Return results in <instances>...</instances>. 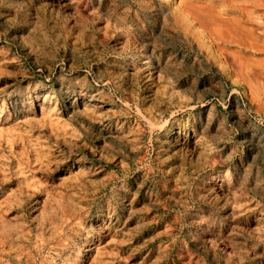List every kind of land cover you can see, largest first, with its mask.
<instances>
[{
  "label": "rangeland",
  "instance_id": "obj_1",
  "mask_svg": "<svg viewBox=\"0 0 264 264\" xmlns=\"http://www.w3.org/2000/svg\"><path fill=\"white\" fill-rule=\"evenodd\" d=\"M0 264H264V0H0Z\"/></svg>",
  "mask_w": 264,
  "mask_h": 264
},
{
  "label": "bare ground",
  "instance_id": "obj_2",
  "mask_svg": "<svg viewBox=\"0 0 264 264\" xmlns=\"http://www.w3.org/2000/svg\"><path fill=\"white\" fill-rule=\"evenodd\" d=\"M232 21V20H231ZM227 22V21H226ZM234 22V21H233ZM225 23V22H224ZM232 22H230V24H231ZM227 24V23H226ZM225 24V25H226ZM206 25H207V23H206ZM224 25V24H223ZM222 25V26H223ZM235 25V24H234ZM234 25H233V27H234ZM226 26H229V25H226ZM230 27V26H229ZM232 27V26H231ZM236 28V27H235ZM209 30V29H208ZM206 31V30H205ZM210 31V30H209ZM208 31V32H209ZM214 31V30H213ZM234 31V30H233ZM206 33H207V31H206ZM193 34V33H192ZM221 34H222V32H221ZM221 34H220V36H221ZM207 35H209V33H207ZM214 35V34H213ZM212 35V36H213ZM218 35V34H217ZM194 36H196V35H194ZM200 36H202L201 34H200ZM214 37H215V35H214ZM200 38V37H199ZM204 38V37H203ZM212 38V37H211ZM214 39V38H213ZM216 39H218L217 37H216ZM226 39V38H225ZM211 40V39H210ZM199 41V40H198ZM222 41V40H221ZM224 42V41H223ZM200 45V44H199ZM202 46V45H201ZM250 46V45H249ZM208 48V47H207ZM148 55H149V53H148ZM214 57V56H213ZM148 62H150V60L148 59V58H144V60L140 63V68L141 69H143V68H145L146 66H147V64H148ZM133 66V65H132ZM163 66V65H162ZM164 67V66H163ZM134 72V71H133ZM138 72V71H137ZM147 72V71H146ZM82 79V78H81ZM80 79V80H81ZM86 81V80H85ZM156 83V82H155ZM65 86V85H64ZM163 86V85H162ZM59 89V88H58ZM171 89V88H170ZM76 90V89H75ZM83 92V91H82ZM169 92V91H168ZM47 93V92H46ZM164 93V92H163ZM46 95H48V94H46ZM180 95H182V94H180ZM44 96V95H43ZM52 96V95H51ZM51 96L50 97H44L43 98V103H41V106H38L39 108L37 109V111H39V113H40V115L39 116H41V115H43V114H47V116L48 117H54V115L56 114H52L51 112H53V111H55L56 112V110H60V109H63L64 107L65 108H69L70 109V111H71V113L72 114H78V116L80 115V116H83L84 118H88V119H91V120H96V119H98V117H99V115L100 114H98V111H99V109H98V106L96 107V106H93V105H87L86 103H85V101H84V97L82 96V95H77L76 97H74V100H72V101H70L69 103H67V104H65V105H62V106H60L59 107V105H58V103L56 102V103H54L52 100V98H51ZM165 96V95H164ZM103 97V96H102ZM161 97H162V95H161ZM159 98V97H158ZM173 98V97H172ZM159 100V99H158ZM52 103H54L53 105H52ZM50 104L52 105V107L51 108H49V106H50ZM45 105H49L48 107L47 106H45ZM35 106V105H34ZM62 107V108H61ZM159 108V107H158ZM163 109V108H162ZM30 110V109H29ZM105 110V109H104ZM155 110V109H154ZM111 112H113V111H111ZM111 112H109V113H111ZM155 113V112H154ZM108 114V113H107ZM67 115V114H66ZM3 116V115H2ZM33 116V115H32ZM31 116V117H32ZM57 116V115H56ZM54 117V118H56V119H58L59 117L57 116V117ZM68 116V115H67ZM66 116V117H67ZM70 116V115H69ZM74 115H72V116H70V117H73ZM147 116H149V115H147ZM25 117V116H24ZM27 117V116H26ZM29 117L30 116H28V118L27 119H29ZM47 117V119L49 120V118ZM140 117V116H139ZM144 117V116H143ZM156 117V116H155ZM45 119H46V116L44 117ZM69 118V117H68ZM145 118V117H144ZM152 118V117H151ZM22 119V118H21ZM23 119H25V118H23ZM36 119V118H35ZM46 119V120H47ZM67 119V118H66ZM53 120V119H52ZM55 120V119H54ZM69 120V119H68ZM110 120V119H109ZM154 120V119H153ZM23 121V120H22ZM33 121V120H32ZM61 121V120H60ZM85 121V120H84ZM146 121H147V119H146ZM149 121V120H148ZM50 122H52V121H50ZM23 123H24V121H23ZM57 123H58V121H57ZM150 123V122H149ZM153 123H154V121H153ZM48 124V123H47ZM52 124H53V122H52ZM51 124V125H52ZM61 124V123H60ZM79 124V123H78ZM152 124V123H151ZM55 125V124H54ZM42 126H43V124H42ZM49 126V125H48ZM67 126V125H66ZM40 127V126H39ZM126 127V126H125ZM157 127V126H156ZM58 128V127H57ZM81 128V127H80ZM83 128V127H82ZM139 128V127H138ZM120 129V128H119ZM63 130H64V126H63ZM63 130H62V132H63ZM121 130V129H120ZM120 130H115V132L114 133H116V135L117 136H119V137H121V138H123V139H125V141L126 142H129L130 141V137H128V131L127 132H124L123 130L122 131H120ZM51 131V130H50ZM57 131V130H56ZM65 131V130H64ZM75 131V130H74ZM61 132V133H62ZM133 132V131H132ZM115 135V134H114ZM164 140V139H163ZM171 140V139H170ZM121 141V140H120ZM166 141V140H165ZM169 141V140H168ZM109 142V141H108ZM125 142V143H126ZM172 142L174 143V144H176V147H178L179 146V148H180V146L182 145L181 144V142H179V140L177 139V137H173L172 138ZM198 144V143H197ZM260 145V144H259ZM262 145V144H261ZM199 146V145H198ZM175 147V148H176ZM200 150V149H199ZM177 151V150H176ZM179 151V150H178ZM261 151V150H260ZM174 153V152H173ZM80 172V171H79ZM83 175V174H82ZM76 176V175H75ZM224 177H225V175H224ZM209 186V185H208ZM219 190V189H218ZM232 203V202H231ZM117 226V225H116ZM122 232V231H121ZM114 233V232H113ZM111 237V236H110Z\"/></svg>",
  "mask_w": 264,
  "mask_h": 264
}]
</instances>
